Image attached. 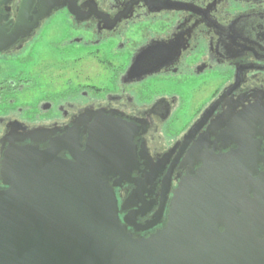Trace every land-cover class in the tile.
I'll use <instances>...</instances> for the list:
<instances>
[{"label":"flooded vegetation","instance_id":"obj_1","mask_svg":"<svg viewBox=\"0 0 264 264\" xmlns=\"http://www.w3.org/2000/svg\"><path fill=\"white\" fill-rule=\"evenodd\" d=\"M21 3L0 0V159L10 145L116 157L109 185L137 240L165 227L180 182L204 169L246 185L243 229L264 240V45L233 36L264 0H75L14 33Z\"/></svg>","mask_w":264,"mask_h":264},{"label":"water","instance_id":"obj_2","mask_svg":"<svg viewBox=\"0 0 264 264\" xmlns=\"http://www.w3.org/2000/svg\"><path fill=\"white\" fill-rule=\"evenodd\" d=\"M74 5L75 0H22L13 32ZM257 17L264 20L254 15L234 21V41L264 45ZM115 132L100 128L92 134L111 141ZM32 134L27 138L37 142ZM57 153L54 147L39 151L14 145L3 153L0 264H264V240H252L243 229L253 202L243 182L233 192L224 177L199 170L174 192L165 227L137 240L120 220L109 185L117 158L65 160ZM255 194L259 199L262 192Z\"/></svg>","mask_w":264,"mask_h":264}]
</instances>
